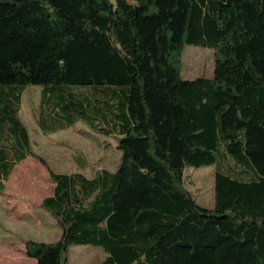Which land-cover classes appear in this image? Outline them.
Here are the masks:
<instances>
[{
	"label": "trees",
	"instance_id": "trees-1",
	"mask_svg": "<svg viewBox=\"0 0 264 264\" xmlns=\"http://www.w3.org/2000/svg\"><path fill=\"white\" fill-rule=\"evenodd\" d=\"M188 44L215 50L213 76L183 75ZM31 85L60 119L40 116L45 133L83 120L115 138L118 168L55 172L20 116ZM75 85L95 98L69 99ZM0 134V192L30 155L54 182L61 235L26 241L37 264L79 244L102 264H264V0H0ZM214 164L206 207L186 169Z\"/></svg>",
	"mask_w": 264,
	"mask_h": 264
},
{
	"label": "rangeland",
	"instance_id": "rangeland-1",
	"mask_svg": "<svg viewBox=\"0 0 264 264\" xmlns=\"http://www.w3.org/2000/svg\"><path fill=\"white\" fill-rule=\"evenodd\" d=\"M214 70L213 48L186 45L183 52V75L186 78L211 77ZM70 87L67 92L69 99L81 97L85 101L95 98L90 95V86ZM78 88L85 92L77 93ZM41 90L40 85L27 86L22 95L20 116L28 129L31 144L48 165L55 172L68 173L77 166L74 157L79 155L88 165L86 169L80 166L78 170L89 177L95 174L96 169L115 171L122 156L115 138L93 130L83 120L56 133L43 134L38 123L40 116L44 123L48 121L56 126L60 119L58 116H46L45 111H53V107L51 104L48 108L42 106ZM99 93L98 96L103 97ZM58 94H55V102L59 100ZM96 121L105 124L103 117H98ZM9 124L7 121L6 125ZM0 143H8V139L1 134ZM215 175V164L186 169V186L203 206L212 207L215 203ZM53 187L48 167L40 158L30 156L16 165L5 189L0 192V264H34L32 260L36 259L26 254V241L53 242L59 239L61 226L42 203L43 198L53 192ZM105 257L106 252L101 246L72 245L67 264H102Z\"/></svg>",
	"mask_w": 264,
	"mask_h": 264
},
{
	"label": "crops",
	"instance_id": "crops-1",
	"mask_svg": "<svg viewBox=\"0 0 264 264\" xmlns=\"http://www.w3.org/2000/svg\"><path fill=\"white\" fill-rule=\"evenodd\" d=\"M42 91V90H41ZM69 128V127H68ZM65 129V128H64ZM42 130V129H41ZM62 130V129H61ZM58 131H60V130H58ZM58 131H56V132H58ZM42 132H43V134H50V133H45L43 130H42ZM56 132H53V133H56ZM32 147L34 148V150L36 151V149H35V147L32 145ZM30 156H32V155H30ZM30 156H28V157H30ZM27 157V158H28ZM75 159H76V162H77V166L75 167V169L74 170H71V172H68V173H73V172H82V173H84V174H86L85 172H83V171H80V170H78V168L81 166V167H83L84 169H86L87 167V163H86V161L83 159V157H80L79 155H77L76 157H74ZM18 163H20V162H18ZM17 163V164H18ZM43 163V162H42ZM16 164V165H17ZM44 164V163H43ZM65 164H67V162H65ZM16 167V166H15ZM15 167L13 168V170H12V172H11V174H10V176H9V178H8V180L10 179V177H11V175L13 174V171H14V169H15ZM49 171V170H48ZM85 171V170H84ZM88 176V175H87ZM8 180H6L5 181V185H6V182L8 181ZM54 188V187H53ZM53 194V192L51 193V194H49V195H47V196H50V195H52ZM47 196H45V197H47ZM44 197V198H45ZM44 198H43V200H44ZM42 203H43V201H42ZM44 207V206H43ZM26 254H27V250H26ZM28 256V255H27ZM30 257V256H29ZM32 262H34V264H37V260L35 261V260H32Z\"/></svg>",
	"mask_w": 264,
	"mask_h": 264
}]
</instances>
